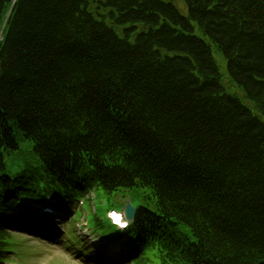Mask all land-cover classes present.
Masks as SVG:
<instances>
[{
  "label": "trees",
  "instance_id": "obj_1",
  "mask_svg": "<svg viewBox=\"0 0 264 264\" xmlns=\"http://www.w3.org/2000/svg\"><path fill=\"white\" fill-rule=\"evenodd\" d=\"M97 190L132 264H264V0H0V258Z\"/></svg>",
  "mask_w": 264,
  "mask_h": 264
},
{
  "label": "rangeland",
  "instance_id": "obj_2",
  "mask_svg": "<svg viewBox=\"0 0 264 264\" xmlns=\"http://www.w3.org/2000/svg\"><path fill=\"white\" fill-rule=\"evenodd\" d=\"M177 2V1H176ZM180 10L187 14L185 7L181 2H177L176 4ZM214 58L216 62L221 67L222 73L226 76L227 70H226V64H224L223 59L219 55L218 52H214ZM227 81V79H226ZM227 87L229 88V85L227 84ZM230 89V88H229ZM18 135V132H17ZM20 145L23 149H30L31 143L28 141H22L20 140ZM33 156H29L28 159H32ZM8 164V174L12 175L16 170H18V166L13 164L11 160L7 161ZM40 166V165H38ZM121 193H118L115 198L120 197ZM91 195H89V198ZM111 197H107L105 193L102 190L96 191V198L93 199L94 202V209L96 213L94 214V211L90 209V206L87 205L83 210V217L78 222L76 219H79L81 216V213L78 212L75 216L69 214L70 220L67 222H76V226L74 228L66 226V223L62 224L61 227L64 228V231L71 232L72 230L76 231L77 235L83 239L85 236L83 235L82 224L86 223L87 221V213L89 215V219L92 224L95 223L96 218L105 219L106 213L105 209L110 204ZM116 203H126V200H116ZM78 209L75 210L77 212ZM76 219H75V218ZM114 230V229H113ZM100 234L111 232L109 227L107 226V223L104 224L103 228L100 230ZM15 237L18 241H21V243H17L12 248V253L17 256V261L21 264H89L85 261L90 260V256L96 257L98 256V253L94 254L92 251L89 253L88 256L83 257V251H85L87 248V251H90L91 247L89 244L84 243L82 246H77L74 248L76 251L70 250L69 245H62L63 243L59 240L57 242H48L43 237H39L37 235L24 233V230H21V232H15ZM84 240V239H83ZM59 241V242H58ZM25 242V243H23ZM78 255V256H77ZM85 255V254H84ZM13 258V257H12ZM109 264V263H106ZM110 264H116L115 262H111ZM131 264V263H126Z\"/></svg>",
  "mask_w": 264,
  "mask_h": 264
},
{
  "label": "water",
  "instance_id": "obj_3",
  "mask_svg": "<svg viewBox=\"0 0 264 264\" xmlns=\"http://www.w3.org/2000/svg\"><path fill=\"white\" fill-rule=\"evenodd\" d=\"M129 203H130V201H129ZM129 206L127 207L126 211L128 212L129 216L132 217V220H133L134 219V211L132 209H130Z\"/></svg>",
  "mask_w": 264,
  "mask_h": 264
},
{
  "label": "snow or ice",
  "instance_id": "obj_4",
  "mask_svg": "<svg viewBox=\"0 0 264 264\" xmlns=\"http://www.w3.org/2000/svg\"><path fill=\"white\" fill-rule=\"evenodd\" d=\"M114 219L116 220L117 223H119L120 220H121V217H119V216H114Z\"/></svg>",
  "mask_w": 264,
  "mask_h": 264
}]
</instances>
